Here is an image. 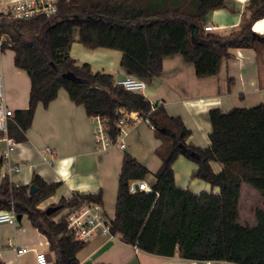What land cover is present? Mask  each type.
Here are the masks:
<instances>
[{"label":"trees","instance_id":"trees-1","mask_svg":"<svg viewBox=\"0 0 264 264\" xmlns=\"http://www.w3.org/2000/svg\"><path fill=\"white\" fill-rule=\"evenodd\" d=\"M227 0H58L50 15L35 14L17 20L0 14V53L14 51V65L26 71L30 91L26 108L15 109L7 134L26 139L36 105L54 99L63 87L69 98L82 104L86 114L100 116L110 138L119 133L117 109L147 116L161 139L156 154L161 163L151 191L131 192L132 180H143L148 169L125 152L118 177L115 215L111 230L121 239L155 254L183 258L226 260L237 264H264V103L211 107L209 145L186 143L190 130L179 115H168L162 104H152L138 91L116 84L113 75L94 70L69 54L74 41L88 49L121 52L120 65L149 80L162 71L166 55L180 53L194 65L198 77L216 74L232 47L264 43V33L253 23L264 17V0H248L237 26L205 29L206 14L225 7ZM164 129V130H161ZM197 164L191 177L203 179L219 191L193 192L176 184L173 162L179 156ZM210 161L222 165L215 172ZM243 184L257 191L261 205L254 222L240 219ZM34 191H30L31 186ZM59 181H46L33 172L28 184H15L7 173L0 177V208L25 214L48 241L55 264H78L76 253L86 241L75 239L65 216L53 214L79 200L102 202V191L75 192L60 198L59 208L47 214L38 204L52 195ZM0 264H3L0 262Z\"/></svg>","mask_w":264,"mask_h":264},{"label":"crops","instance_id":"crops-1","mask_svg":"<svg viewBox=\"0 0 264 264\" xmlns=\"http://www.w3.org/2000/svg\"><path fill=\"white\" fill-rule=\"evenodd\" d=\"M1 1L5 7L10 6V0ZM247 1L227 0L225 7L212 9L206 14L205 25H211L214 31L237 26ZM257 24L263 28H256ZM252 29L264 33V17L256 20ZM85 49L74 41L69 54L78 61L90 63L94 70L110 72L115 80L130 73L120 65V51ZM229 53L222 59L216 74L202 77L195 74L193 63L185 61L180 53L166 55L162 60L161 73L145 80V87L138 91L152 104H162L168 115L181 117L190 130L186 143L199 147L209 145V108L218 107L226 111L233 106L249 107L264 103V43H257L254 47H232ZM13 57L12 49L0 53L5 101L15 110L28 105L30 79L26 71L14 65ZM96 127V119L86 114L84 106L72 101L63 87L59 88L47 106L40 102L36 105L26 139L18 142L13 139L9 158L12 164L19 166V170L10 173V180L15 184H28L33 172H37L46 181H59L56 191L41 201L40 207L57 203L62 197L69 198L75 192L101 190L104 209L114 218L124 153H129L146 166L148 174L143 180L151 185L161 163L156 154L161 139L154 128L137 119L126 125L120 136L124 147L116 144L103 149L95 144ZM0 142L3 143L0 145V177H3L6 173L3 164L6 143L1 138ZM210 165L215 172L222 168L217 161H210ZM172 167L177 185L196 193L219 191L218 186L191 177L197 164L185 156L179 155ZM21 218L16 224L0 223V262L37 264L35 252L42 250L48 257L46 264H55V255L49 249L44 234L32 226L28 218L19 223ZM19 246L29 249L17 254L15 250ZM76 256L78 264H237L226 260L187 259L178 251L172 256L150 253L124 242L118 234L96 236L86 241Z\"/></svg>","mask_w":264,"mask_h":264},{"label":"built area","instance_id":"built-area-1","mask_svg":"<svg viewBox=\"0 0 264 264\" xmlns=\"http://www.w3.org/2000/svg\"><path fill=\"white\" fill-rule=\"evenodd\" d=\"M58 0H10V6L5 7L4 2L0 0V14L8 13L13 19L22 20L35 14L50 15L56 11ZM205 29H211V25H204ZM7 39L5 34H0V43ZM116 84L122 85L127 90L140 91L145 87V79L138 77L132 73L115 80ZM14 110L10 108L5 101V93L3 86V77L0 72V138L6 143V151L3 154V164L6 173L10 178L12 171H18L19 166L12 164L9 158V151L14 144L12 137L7 134L8 121L11 119ZM120 118L116 122L119 133L115 139L109 137L103 118L94 117L97 122L95 129V144L100 148H108L118 144L124 147V142L120 136L125 132V126L137 119L143 120L151 128H154L147 116H140L137 112L129 111L125 108L117 109ZM129 190L135 192L137 190L151 191L150 185L144 180H132L129 184ZM68 230L73 234L75 239L88 241L96 236L111 237L115 234L111 230L113 218H111L104 209L101 201L79 200L77 203L63 209ZM8 222L16 224L17 215L13 208H0V223ZM28 247L19 246L16 253L21 254L28 251ZM35 260L37 264H46L48 257L45 251L38 250L35 252Z\"/></svg>","mask_w":264,"mask_h":264},{"label":"rangeland","instance_id":"rangeland-1","mask_svg":"<svg viewBox=\"0 0 264 264\" xmlns=\"http://www.w3.org/2000/svg\"><path fill=\"white\" fill-rule=\"evenodd\" d=\"M81 44V43H79ZM81 46L85 49L82 44ZM91 51V49H85ZM79 62H86V61H79ZM0 145H3L2 142H0ZM15 176V173H13ZM261 199L253 188H251L247 184H243L242 186V197L240 201V219L242 222H247V223H253L254 222V209L256 206H260ZM40 207V206H39ZM40 208H45V207H40ZM63 212V209L55 212L53 214V218H57L59 215H61ZM27 220V216L23 214L21 220L19 223H24Z\"/></svg>","mask_w":264,"mask_h":264},{"label":"water","instance_id":"water-1","mask_svg":"<svg viewBox=\"0 0 264 264\" xmlns=\"http://www.w3.org/2000/svg\"><path fill=\"white\" fill-rule=\"evenodd\" d=\"M161 130H164V129H161ZM34 186L32 185L31 186V189H30V191L32 192V191H34ZM59 208V206L58 205H48V206H46V208H45V212L47 213V214H50V213H52V212H54L56 209H58ZM21 218V215H17V219L19 220ZM49 260H50V256H49Z\"/></svg>","mask_w":264,"mask_h":264},{"label":"bare ground","instance_id":"bare-ground-1","mask_svg":"<svg viewBox=\"0 0 264 264\" xmlns=\"http://www.w3.org/2000/svg\"><path fill=\"white\" fill-rule=\"evenodd\" d=\"M256 28H258V29H262L263 27L260 26V24H257V25H256Z\"/></svg>","mask_w":264,"mask_h":264}]
</instances>
